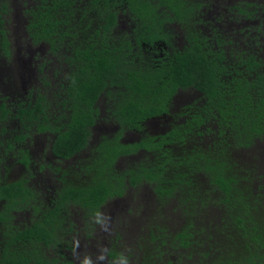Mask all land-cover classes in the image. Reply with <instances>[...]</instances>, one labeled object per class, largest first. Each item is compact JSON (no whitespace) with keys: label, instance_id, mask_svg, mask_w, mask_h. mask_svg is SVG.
Wrapping results in <instances>:
<instances>
[{"label":"trees","instance_id":"obj_1","mask_svg":"<svg viewBox=\"0 0 264 264\" xmlns=\"http://www.w3.org/2000/svg\"><path fill=\"white\" fill-rule=\"evenodd\" d=\"M225 2L0 0L6 56L18 30L52 55L53 84L14 105L60 128L67 161L54 208L6 231L0 264H93L103 246L130 264H264V2ZM25 191L5 185L11 210ZM117 203L133 220L106 236Z\"/></svg>","mask_w":264,"mask_h":264},{"label":"flooded vegetation","instance_id":"obj_2","mask_svg":"<svg viewBox=\"0 0 264 264\" xmlns=\"http://www.w3.org/2000/svg\"><path fill=\"white\" fill-rule=\"evenodd\" d=\"M214 2L216 5L226 3L225 0ZM216 5L213 6V12L218 10ZM225 12H228V8ZM16 33L17 31L7 32L11 44L9 56H6L5 49L1 46L3 34L0 32V259L7 243L8 237L5 234L9 228H29L43 211L54 208L55 186H58L64 173L63 164H67L66 160H58L52 150L60 128H57L56 132L50 127L42 129L37 126L35 113L22 117V113L17 110L18 106L14 105V102L23 103L24 106H28L30 102L34 104L37 95L31 92L36 90L44 73L51 77L53 84V64L44 62L45 55L46 60L52 59L48 49L29 46L28 42L24 41L27 38L25 34H20L21 41L16 40ZM16 78L20 80V84H16ZM52 119L49 123L54 125L55 120ZM15 183L23 184L24 187L30 188V191H25L15 198L14 206H20L11 210L4 195V188L5 185L11 186ZM24 201L29 205L22 209L21 204ZM70 240V236L66 234L64 245ZM85 244L84 240H79L80 250ZM66 252L69 254V251Z\"/></svg>","mask_w":264,"mask_h":264},{"label":"rangeland","instance_id":"obj_3","mask_svg":"<svg viewBox=\"0 0 264 264\" xmlns=\"http://www.w3.org/2000/svg\"><path fill=\"white\" fill-rule=\"evenodd\" d=\"M243 1H252V0H243ZM259 1H263L264 2V0H259ZM235 2H236V0H232V3H235ZM14 20H15V24L20 25V22H19V20L17 18L14 17ZM15 38H16V40L21 41V35L19 34V30L15 34ZM14 80H15L16 84H20L21 83L18 78L14 79ZM258 146H259V144H258ZM261 150L264 151V147H261ZM261 209L263 211V208H261ZM106 211H107V215L108 216L109 215L112 216L111 220H113L108 225L110 230H111V232H106L105 231L106 232L105 233L106 236H110L112 234V230H113L112 228L113 227H117V223L119 224V222H120V224H122L125 219L126 220L128 219L129 223L132 222V220H133V216L134 215L128 214V212L126 211V205L123 204V203H117L116 205H112L110 208H106ZM142 213H143V219L144 220L140 221L138 229H134V228H136L135 226H133V229H132V232H136L138 235L143 233V229H142L143 225L145 227V230H147V227L149 225L148 218H147L148 217V212H142ZM19 219H20V215L17 216V220H19ZM165 219H166V217H162L161 220H160V223L162 222L163 224H166L167 220H165ZM81 253H82V251L80 250V248H78L76 253L74 254L75 255L74 258L76 260H81L82 259L81 258ZM94 257L95 258L92 257L93 260H94L93 264H97L98 261H100V260L98 259V256L96 254H95ZM102 264H104V262H102Z\"/></svg>","mask_w":264,"mask_h":264},{"label":"clouds","instance_id":"obj_4","mask_svg":"<svg viewBox=\"0 0 264 264\" xmlns=\"http://www.w3.org/2000/svg\"><path fill=\"white\" fill-rule=\"evenodd\" d=\"M100 221H98L99 223ZM104 231L106 232H111L110 229L105 228ZM79 248V241L77 240L75 242V246L73 249V253H76V250ZM130 249H125L124 251H121L119 253H117L112 259H109L110 256H112L111 250L106 247L103 246L100 248V255L98 256V259L101 261H106L107 264H117V261L120 262V264H130V258L129 256L126 254L128 252H130ZM84 264H92L91 262V254H86V259L84 261Z\"/></svg>","mask_w":264,"mask_h":264}]
</instances>
